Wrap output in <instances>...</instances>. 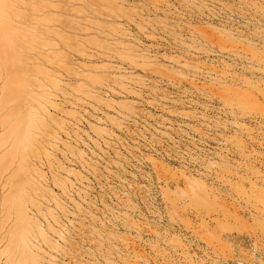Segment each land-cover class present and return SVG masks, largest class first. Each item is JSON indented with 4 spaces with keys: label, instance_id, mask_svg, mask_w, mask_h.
<instances>
[{
    "label": "rangeland",
    "instance_id": "obj_1",
    "mask_svg": "<svg viewBox=\"0 0 264 264\" xmlns=\"http://www.w3.org/2000/svg\"><path fill=\"white\" fill-rule=\"evenodd\" d=\"M263 7L0 0V264H264Z\"/></svg>",
    "mask_w": 264,
    "mask_h": 264
},
{
    "label": "bare ground",
    "instance_id": "obj_2",
    "mask_svg": "<svg viewBox=\"0 0 264 264\" xmlns=\"http://www.w3.org/2000/svg\"><path fill=\"white\" fill-rule=\"evenodd\" d=\"M261 15L263 16L261 18H263L262 22L264 24V10H263V13ZM259 22H261V21H259ZM263 26H262V28H263ZM261 31H263V32L262 33L260 32L261 33V36L259 39L260 48L259 49L257 48L258 51H255L256 49L255 50L252 49V45H248V47H247V54L250 55V57L248 58V61H249V63H252L255 66H257V68H259L260 80L255 85L251 84L250 82H247L248 85H247L246 92H244L243 98H244L245 106H247L248 108H252V109L255 108L257 110V112L260 116V121L264 125V30H261ZM262 128L264 131V126ZM2 159H3V155L1 154L0 155V164L2 162ZM213 204H215V203L209 202V208L204 213V215H206L208 218L219 217L220 213H221L223 216L227 217V220H229L230 218L235 220V221L237 220L235 216L229 215V212L227 210L228 207H226L228 205L222 204L224 207L222 206L223 208L218 210L219 213H214L216 210L214 209ZM231 206L233 207L232 210L235 213H237V211H238L237 208H235L233 205H231ZM21 212H22V210H21ZM21 216H22V218H20V220L24 219L23 214ZM217 226H219V240L223 241L226 238H225V236H223L220 233L221 228L223 229V231H225V230L231 231V228L228 227L229 224L217 223ZM12 233H15V230ZM0 237H2V236H0ZM17 237H19V236H17ZM12 238L13 237H11V239ZM14 238H15V236H14ZM199 238L201 240H203V235H201V233L199 234ZM207 241L209 244L211 243L210 239ZM1 242H2V239L0 238V243ZM11 247H12V249L10 251L11 254H9V257H10L9 260H10L11 264H14L15 262H18L19 264H39L38 260H36L32 256V254L26 249L24 240H23V245H22L20 243L19 238L18 239L16 238L15 241L13 242V244L11 245Z\"/></svg>",
    "mask_w": 264,
    "mask_h": 264
}]
</instances>
